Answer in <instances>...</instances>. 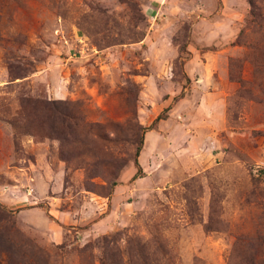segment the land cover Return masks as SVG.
Here are the masks:
<instances>
[{
  "label": "rangeland",
  "instance_id": "374dc122",
  "mask_svg": "<svg viewBox=\"0 0 264 264\" xmlns=\"http://www.w3.org/2000/svg\"><path fill=\"white\" fill-rule=\"evenodd\" d=\"M253 1L0 0L3 264H264Z\"/></svg>",
  "mask_w": 264,
  "mask_h": 264
},
{
  "label": "trees",
  "instance_id": "16d2710c",
  "mask_svg": "<svg viewBox=\"0 0 264 264\" xmlns=\"http://www.w3.org/2000/svg\"><path fill=\"white\" fill-rule=\"evenodd\" d=\"M250 2V7H251V11H252V15L258 20H260V18H262V15H261V11L260 9L258 8V6L255 4V1L253 0H248ZM37 104H38V101L36 100H32L31 98H25V97H19L18 98V106L17 108L19 109V112H23L25 109L27 110H31L35 112L36 110V107H37ZM165 115H163L162 113L158 114L154 120L152 121V123L149 125V128H153L156 123L164 118ZM140 143L138 144V147H137V152L140 150ZM135 164L137 166V172H136V175L139 173V170H140V167H139V164L137 161H135ZM10 212L5 209L3 206L0 205V223L3 222V221H8L9 218H10ZM3 252L4 251H1L0 250V264H3L2 261H4V255H3Z\"/></svg>",
  "mask_w": 264,
  "mask_h": 264
}]
</instances>
